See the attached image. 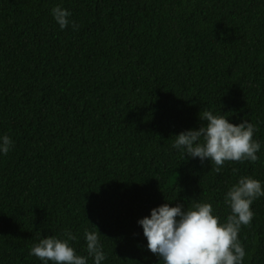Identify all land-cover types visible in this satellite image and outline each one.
<instances>
[{
	"label": "trees",
	"instance_id": "16d2710c",
	"mask_svg": "<svg viewBox=\"0 0 264 264\" xmlns=\"http://www.w3.org/2000/svg\"><path fill=\"white\" fill-rule=\"evenodd\" d=\"M204 110L249 120L257 161L213 172L172 149ZM0 134V264H40L32 245L65 229L83 255L92 225L102 264H158L149 209L194 199L223 218L238 177L264 181V0H0ZM251 210L243 264H264V197Z\"/></svg>",
	"mask_w": 264,
	"mask_h": 264
},
{
	"label": "clouds",
	"instance_id": "9594fccd",
	"mask_svg": "<svg viewBox=\"0 0 264 264\" xmlns=\"http://www.w3.org/2000/svg\"><path fill=\"white\" fill-rule=\"evenodd\" d=\"M51 15L61 30L78 27L68 19L71 13L60 5L51 8ZM198 118L206 123L172 136L171 148L184 159H198L202 164L207 160L213 172H219L226 161H257L261 144L254 138L256 128L249 120L233 124L221 112L210 110L200 111ZM12 144L7 134H0V156L7 154ZM260 197H264V181L240 176L224 193L229 212L223 218L215 214L211 203L193 199L190 205L173 204L175 197L149 209L136 223L146 239V249L158 257V264H243L246 252L238 233L251 223V205ZM92 226L91 230L83 229V255L70 243L77 237L67 229L59 235H40L29 255L40 264H88L89 260L102 264L106 256L101 234Z\"/></svg>",
	"mask_w": 264,
	"mask_h": 264
}]
</instances>
